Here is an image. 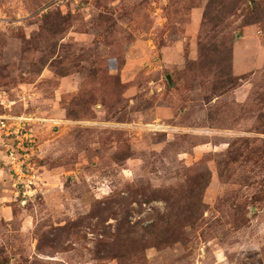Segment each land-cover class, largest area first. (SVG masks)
Returning a JSON list of instances; mask_svg holds the SVG:
<instances>
[{"label":"rangeland","instance_id":"1","mask_svg":"<svg viewBox=\"0 0 264 264\" xmlns=\"http://www.w3.org/2000/svg\"><path fill=\"white\" fill-rule=\"evenodd\" d=\"M16 117L0 264H264V0H0Z\"/></svg>","mask_w":264,"mask_h":264},{"label":"built area","instance_id":"2","mask_svg":"<svg viewBox=\"0 0 264 264\" xmlns=\"http://www.w3.org/2000/svg\"><path fill=\"white\" fill-rule=\"evenodd\" d=\"M19 117L16 118H12V119H0V129L4 132V130H8L11 129L12 124L15 126L17 125L18 129L20 126L25 127V122L23 121V119H18ZM12 133V132H11Z\"/></svg>","mask_w":264,"mask_h":264},{"label":"trees","instance_id":"3","mask_svg":"<svg viewBox=\"0 0 264 264\" xmlns=\"http://www.w3.org/2000/svg\"><path fill=\"white\" fill-rule=\"evenodd\" d=\"M154 226V225H153Z\"/></svg>","mask_w":264,"mask_h":264}]
</instances>
